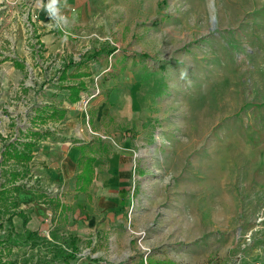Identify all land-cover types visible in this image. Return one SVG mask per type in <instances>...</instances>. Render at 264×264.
<instances>
[{
	"label": "rangeland",
	"instance_id": "rangeland-1",
	"mask_svg": "<svg viewBox=\"0 0 264 264\" xmlns=\"http://www.w3.org/2000/svg\"><path fill=\"white\" fill-rule=\"evenodd\" d=\"M66 86L80 87L72 108L87 135L111 140L93 126L102 110L137 136L132 220L91 256L264 264V0H0V161L35 108L69 103ZM21 171L2 163L1 186L21 185ZM21 234L13 264L73 259L52 235Z\"/></svg>",
	"mask_w": 264,
	"mask_h": 264
},
{
	"label": "crops",
	"instance_id": "crops-1",
	"mask_svg": "<svg viewBox=\"0 0 264 264\" xmlns=\"http://www.w3.org/2000/svg\"><path fill=\"white\" fill-rule=\"evenodd\" d=\"M73 105L64 101L63 106H56L64 110V117L50 128L43 124L50 119L39 122L34 113L28 128L20 129L23 133L18 131L20 139H10L9 142L18 139L21 143H35L28 171L16 193L11 221L16 235L34 234L33 239L52 235L67 243L73 259L60 264H111L95 253L91 256L90 251L98 242H104V235L106 238L110 233L124 231L127 221L132 220L130 151L137 136L125 134L118 127L108 128L120 123V115L106 117L101 110L93 118V126L109 134L111 140L91 137L82 130V116L73 111ZM30 130L49 133L34 139L29 136ZM141 224L139 219L136 225ZM80 251L90 255L80 257Z\"/></svg>",
	"mask_w": 264,
	"mask_h": 264
},
{
	"label": "trees",
	"instance_id": "trees-1",
	"mask_svg": "<svg viewBox=\"0 0 264 264\" xmlns=\"http://www.w3.org/2000/svg\"><path fill=\"white\" fill-rule=\"evenodd\" d=\"M96 56L94 55V58ZM88 59H92L91 57H86V61ZM71 67H78V65H74L73 62H70L64 69V72H62V76L60 77L61 80H63L66 76L65 72L66 70L70 69ZM68 90L67 100L70 103H73L77 100L78 93L80 90V87L77 86H66L62 87ZM35 113L37 114V119L39 122H42L46 119H50L52 121H55L56 119L62 118L64 114L63 109H59L57 107H54L52 105H46L41 108H35ZM49 132H41L40 131H29V136L34 139H40L44 136H46ZM35 143H32L30 141H27L25 143H21L19 141H12L8 142L4 145V150L1 154V161L0 165L2 163H7V161L14 159L15 162L21 163L25 169V171H21V175L26 174L27 172V163L31 160V150ZM19 146H21V150H19ZM16 171V170H14ZM1 172H4L1 170ZM6 175V173H5ZM10 176H12L14 179L20 176L19 172H10ZM2 176V175H0ZM0 184V231H3V228L6 226V231L2 235L0 234V264H13V262L10 259L11 250L13 246H16L17 240L15 237V232L13 229L12 224V217L15 215V208H16V193L21 189L19 186H11L10 188H3ZM9 194V196H8ZM5 196V197H3ZM5 225V226H4ZM34 234H27L25 237V241L29 242L30 240H33ZM70 258H73L70 256ZM65 262V261H63ZM44 264H50V263H44ZM53 264H60V261H56Z\"/></svg>",
	"mask_w": 264,
	"mask_h": 264
},
{
	"label": "built area",
	"instance_id": "built-area-1",
	"mask_svg": "<svg viewBox=\"0 0 264 264\" xmlns=\"http://www.w3.org/2000/svg\"><path fill=\"white\" fill-rule=\"evenodd\" d=\"M102 140H106V137H102Z\"/></svg>",
	"mask_w": 264,
	"mask_h": 264
}]
</instances>
